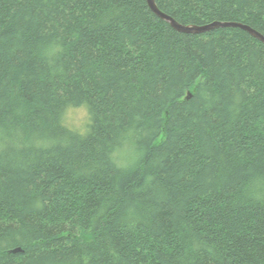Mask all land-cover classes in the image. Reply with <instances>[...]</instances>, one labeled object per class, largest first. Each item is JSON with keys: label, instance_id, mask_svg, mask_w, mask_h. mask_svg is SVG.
Returning <instances> with one entry per match:
<instances>
[{"label": "trees", "instance_id": "1", "mask_svg": "<svg viewBox=\"0 0 264 264\" xmlns=\"http://www.w3.org/2000/svg\"><path fill=\"white\" fill-rule=\"evenodd\" d=\"M155 1L264 35V0ZM0 264H264V42L147 0H0Z\"/></svg>", "mask_w": 264, "mask_h": 264}, {"label": "water", "instance_id": "2", "mask_svg": "<svg viewBox=\"0 0 264 264\" xmlns=\"http://www.w3.org/2000/svg\"><path fill=\"white\" fill-rule=\"evenodd\" d=\"M150 8L161 18L165 19L166 21H168L173 27H175L177 30L182 31V32H188V33H204V32H208L211 31L213 29L216 28H220V27H229V26H238L241 27L245 30H247L249 33H251L252 35H254L255 37H257L258 39H260L262 42H264V35L261 34L260 32H258L257 30H255L254 28L248 26V25H244V24H240V23H228V22H212V23H208L205 25H183L180 24L179 22H177L172 16L162 12L159 7L157 6V3L155 0H147ZM16 251H20L18 250H14L13 252Z\"/></svg>", "mask_w": 264, "mask_h": 264}, {"label": "rangeland", "instance_id": "3", "mask_svg": "<svg viewBox=\"0 0 264 264\" xmlns=\"http://www.w3.org/2000/svg\"><path fill=\"white\" fill-rule=\"evenodd\" d=\"M67 123L73 127L83 129L85 127V123L88 120V111L85 107H73L68 110ZM119 153L120 162L123 164L128 163V152L126 149H121ZM131 156V155H130Z\"/></svg>", "mask_w": 264, "mask_h": 264}]
</instances>
